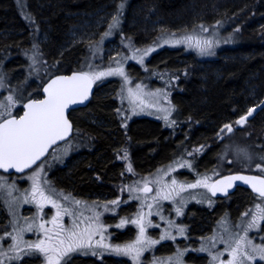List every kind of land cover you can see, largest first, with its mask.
I'll list each match as a JSON object with an SVG mask.
<instances>
[{
    "label": "rangeland",
    "instance_id": "1",
    "mask_svg": "<svg viewBox=\"0 0 264 264\" xmlns=\"http://www.w3.org/2000/svg\"><path fill=\"white\" fill-rule=\"evenodd\" d=\"M16 1L22 15L28 17L29 13L24 8L25 1ZM124 17L125 6L121 2L114 8L107 7L96 14L83 17L71 28L68 33L71 45L85 44L80 68L89 75L122 69L123 76L114 74L95 80L98 86L110 79L118 81L113 92L120 115L128 121L137 116L150 117L162 122L169 130L174 129L179 116L172 103V94L178 88L179 76H174L169 70H154L148 61L153 54L167 47H183L186 53H192L199 60L214 59L223 48L240 44L239 30L229 28L226 23H200L190 28L181 25L177 30L168 31L159 21H155L151 24L156 32L155 39L138 46L132 37L122 33ZM117 18L116 26L110 27ZM135 21V17H131L128 23L131 25ZM37 37H41V41L47 40L45 33H39ZM185 37H192L191 45L184 42ZM178 40L182 42L175 43ZM196 40L211 41V47L201 52L195 46ZM146 49L152 51L144 55ZM24 56L27 58V76L26 80L22 76L25 82L20 86L10 82L8 74L0 68V113H3L0 120L12 115L27 99L37 95L36 91L39 92L48 79L49 72L55 70L46 63L35 46L26 50ZM130 63H135L140 69L130 70ZM250 110L251 115L247 113L243 116L247 117L245 123L237 124L238 119L229 124L232 132H221L224 126L220 128L217 137L219 141L215 140L216 144L222 145L220 154L212 167L203 172L191 171L192 158L202 154V147L189 146L187 151L171 162L144 173L134 170L130 153L125 150L119 156L124 164L125 179L116 186V197L93 195L81 198L70 189L60 188L55 184V177L45 171L48 170L45 162L20 176L0 172V208L5 215L0 226V264H22L29 259L33 264H47L46 254L31 245L43 240L46 244L61 247L58 239L67 240L69 232L83 233L85 230L91 233V247L68 253L61 258L60 264H68L75 256L80 255L98 258L112 255L129 264H228L233 258L232 249L241 237L245 238L241 250L253 254L254 248L264 247V219H257L256 227L249 228L248 225L258 215L257 206L264 209V198L250 197L249 202L234 216L229 210L226 211L209 230L201 229L198 233L191 234L188 223H185V214L190 205L212 209L218 202L210 195L208 188H189L187 185L195 184L205 177L211 185L217 177L233 172L264 175V162L261 160L264 158V136L260 145L257 143L258 146L255 144L257 137L254 132L244 130L257 108ZM80 135L82 136L81 133ZM72 145H78L80 151L87 147L84 138H80L79 142L74 141L70 144ZM257 146L260 147L259 150ZM67 147L58 149L50 157L47 164L51 166V170L56 168L52 164H59L58 159H65ZM183 173H190L193 177L187 179ZM37 179L44 195L60 205L61 215L57 225L51 223L57 208L42 201L38 193H33ZM173 180L176 184L172 183ZM145 184L153 187L151 193L143 191ZM180 185H184L183 191L180 190ZM165 194L170 198L164 199ZM223 199L227 203L231 200L230 197ZM112 201H118V204H112ZM177 209L180 210L179 213ZM122 220L126 223L120 226ZM134 220H140V223H132ZM41 224L45 229L52 230L47 234L53 237L50 242L40 228ZM141 224L144 227V237L136 244L138 254L114 251L116 246L123 248L134 244L140 238ZM127 231L128 238L121 240V234ZM57 232H60L59 238L56 237ZM149 241L157 243L150 244ZM166 243L171 244L172 251L161 248ZM193 254L201 255L203 259L200 260ZM247 264H264V260L256 254L255 259Z\"/></svg>",
    "mask_w": 264,
    "mask_h": 264
},
{
    "label": "trees",
    "instance_id": "2",
    "mask_svg": "<svg viewBox=\"0 0 264 264\" xmlns=\"http://www.w3.org/2000/svg\"><path fill=\"white\" fill-rule=\"evenodd\" d=\"M24 1L28 17L22 15L16 0H0V68L8 74L9 81L18 86L27 76L24 53L34 46L46 63L55 68L48 77L81 70L85 44L71 45L68 33L83 17L107 7L114 8L121 2L125 6L122 33L132 37L138 46L155 39L156 32L151 27L155 21L168 31L177 30L181 25L190 28L200 23H226L229 28L238 29L241 37L239 45L223 48L214 59L199 60L192 53H186L183 47L163 48L152 55L148 63L154 70H169L179 76L178 88L172 94L179 117L177 128L172 131L152 118H136L125 126V117L117 110L113 92L118 81L110 79L102 86L97 84L90 102L75 109L73 115L87 147L53 173L58 187L70 189L81 198L93 195L116 197V186L125 179L124 164L119 159L124 148L132 155L134 170L144 173L171 162L190 145L201 147L212 143L196 160L198 171H206L217 160L219 145L215 140L218 129L234 123L254 107L257 110L244 130L254 132L256 145L263 141L264 0ZM131 17L136 21L129 25ZM39 33H45L47 40L41 41V37H37ZM128 68L140 69L135 63H130ZM39 93L40 89L36 91ZM258 146L257 150L260 149ZM183 174L187 179L193 177L190 173ZM250 197L256 196L244 187H237L229 203L219 198L212 209L192 204L185 214V223L190 226L191 234L201 229L209 230L226 211L234 216ZM4 216L0 208V226ZM128 233H122L120 239H127ZM161 248L173 250L170 243ZM193 256L203 259L201 255ZM22 264H33V261L29 259ZM68 264L129 262L112 255L102 258L80 255Z\"/></svg>",
    "mask_w": 264,
    "mask_h": 264
},
{
    "label": "snow or ice",
    "instance_id": "3",
    "mask_svg": "<svg viewBox=\"0 0 264 264\" xmlns=\"http://www.w3.org/2000/svg\"><path fill=\"white\" fill-rule=\"evenodd\" d=\"M118 23V18L114 19L113 24L110 27H115ZM203 28V26H201ZM206 31V29H204ZM107 35V34H106ZM182 41H175V43H181ZM184 42L192 44V37H185ZM211 41L200 40L195 41V46L200 48L201 52H204L207 48L211 47ZM152 49L144 50V55H147ZM143 59V56L140 57ZM119 74L124 75L122 69L108 70L107 72H99L93 75L88 73H75L72 76L58 77L53 80L48 87L45 89L47 92V98L42 101H32L27 105L28 111L25 112L24 116L19 119L11 118L4 119L0 122V168L8 169L15 168L23 171L25 168L31 167L35 164L37 160L44 155L48 147L56 143L57 140H63L68 133L71 131V124L65 117V109L70 104H75L78 101L87 99L88 92L91 88V84L94 80H98L103 76H109ZM9 99H11L9 97ZM252 114V110L248 112V115ZM3 113H0L2 116ZM247 117H241L240 120L236 121L237 124L245 123ZM227 130V132H232L231 125H225L221 132ZM264 162V158H261ZM183 166V165H182ZM260 167V165H257ZM129 171H131V166H129ZM234 181H245L251 185L253 190L261 198H264V178L252 177V176H228L221 180H218L215 184H208L207 177L198 180L195 184H189V188L205 187L215 194L216 191H226L228 187H232ZM176 184V181H172ZM223 187H220V186ZM145 192L151 191L145 184ZM180 190H184V185H180ZM33 193L39 194V198L42 201L53 204L57 208L56 216L52 218L51 223L53 225L58 224V218L61 215L60 205L55 201L51 200L49 197L44 195L43 190L39 186L38 179L34 183ZM35 199V195L33 196ZM164 199H169L170 196L165 194ZM67 199V197H65ZM76 203H80L76 201ZM112 204H118V201H112ZM150 207V206H149ZM258 215L253 217L252 222L249 223L248 227H256L257 219H264V209L259 208ZM64 211H67L65 209ZM179 209L177 212L179 213ZM247 215V214H246ZM126 223V221H121V225ZM132 223L139 224L140 220H134ZM40 228L45 232L46 236L51 229H45L44 225L41 224ZM63 231V229H61ZM183 232V229H181ZM60 232L56 233V237L59 238ZM144 237V227L140 226V238L130 245H126L123 248L116 246L114 251L123 252L125 254L130 252H137L136 244L140 242ZM50 242L53 237L47 236ZM245 242V238L241 237L237 241L236 247L232 249V259L228 261V264H247L249 261H253L256 254L259 255L261 260H264V247L259 249L254 248L253 254L248 251L241 250ZM59 245L61 247H54L51 243L46 244L45 241H40L37 244L31 245L37 251L45 253L47 256V264H60L62 257L66 256L68 253L76 251L81 248L91 247V233L85 230L83 233H77L75 231L69 232L68 239H58ZM99 243V242H97ZM150 244L157 243V241H149ZM250 243V242H249ZM104 247H108L104 245ZM95 254V253H94Z\"/></svg>",
    "mask_w": 264,
    "mask_h": 264
},
{
    "label": "water",
    "instance_id": "4",
    "mask_svg": "<svg viewBox=\"0 0 264 264\" xmlns=\"http://www.w3.org/2000/svg\"><path fill=\"white\" fill-rule=\"evenodd\" d=\"M83 71H80V70H74L70 73H58V74H55L53 76H51L47 81H45V83L42 85V89H41V94H42V97L40 99H29L27 100L24 104H23V114L20 116H24L25 112L28 111V108H27V105L29 103H31L32 101H42V100H45L47 98V92H45V89L48 87V85L55 79H57L58 77H67V76H72L73 74L75 73H81ZM85 73V72H84ZM95 89H96V85H95V81L92 82L91 84V88L88 92V96H87V99H84L82 101H78L77 103L75 104H70L66 109H65V117L66 119L69 121V123L71 124V131L68 133V135L63 139V140H57L56 143L52 144L50 147H48V149L46 150V152L44 153L43 156H41V158L39 160L36 161L35 164L31 165V167L29 168H25L23 171H20L18 169H15V168H8V169H3V168H0V171L3 172V173H6V174H17V175H20L22 173H25L26 171L32 169L34 166H36L39 162H41L48 154V152L50 151V149L60 143H62L63 141L67 140L71 134H72V123L71 121L69 120L68 118V113L74 109V108H78V107H84L86 106L90 100L92 99L93 95H94V92H95ZM262 106V105H261ZM20 117H15V116H12V117H8L6 119H11V118H15V119H19ZM3 122V120L1 121ZM236 175H243V176H252V177H260V178H264V175H260V174H255V173H247V172H233V173H228V174H225V175H222L220 177H217L211 184H215L218 180H221L223 179L224 177H228V176H236ZM147 187L149 189H151V191H148V192H144L145 193H151L152 190H153V187L151 185H147ZM220 187H223L222 185ZM237 187H244L246 188L248 191H250V193H252L254 196H258L257 193L253 190V188L251 187V185L245 181H234L233 184H232V187H228L226 189V191H216L215 194L212 193V191L209 190L210 192V195L212 197H214L215 199H219V198H225L229 195H231ZM144 189V188H143ZM259 197V196H258Z\"/></svg>",
    "mask_w": 264,
    "mask_h": 264
},
{
    "label": "flooded vegetation",
    "instance_id": "5",
    "mask_svg": "<svg viewBox=\"0 0 264 264\" xmlns=\"http://www.w3.org/2000/svg\"><path fill=\"white\" fill-rule=\"evenodd\" d=\"M72 71H74V70H71L70 72H72ZM70 72H67V73H70ZM66 73V72H65ZM52 76V75H51ZM50 76V77H51ZM50 77H48V79L50 78ZM47 79V80H48ZM46 80V81H47ZM45 83V82H44ZM43 83V84H44ZM95 85H96V87H97V84H96V81H95ZM41 89H42V86H41ZM41 89H40V93L39 94H37V95H35L34 97H31V98H29V99H40L41 97H42V94H41ZM29 99H27V100H29ZM26 100V101H27ZM25 101V102H26ZM24 102V103H25ZM23 103V104H24ZM23 104H22V106L21 107H19V108H17L15 111H14V113L12 114V115H10V116H7V117H5V118H2L1 120H0V122L2 121V120H4V119H6V118H8V117H12V116H15V117H20L22 114H23V111H24V109H23ZM262 106H263V104H262ZM75 109H77V108H74V109H72L69 113H68V118H69V120L71 121V123H72V134H71V136L67 139V140H65V141H63L62 143H60V144H58V145H56V146H54V147H52L51 149H50V151L48 152V154H47V156L41 161V162H45L44 164H45V168L47 169L48 168V170H45V171H47V172H49V174L51 175H53V173L58 169V168H62V167H65L66 165H67V163L69 162V160L72 158V156H74V155H76V154H78L79 152H80V148H79V146L77 145V147L76 146H74V145H72V146H70V144H72L74 141H78L79 142V140H80V138H83L84 137V135H80V132H79V129H78V127H77V125L74 123V121H73V115H74V110ZM174 109H175V107H174ZM136 118H150V117H142V116H137V117H132V119H130L129 121H128V119L125 117V120H124V123H125V126H128L129 125V123L132 121V120H134V119H136ZM151 119V118H150ZM175 123L177 124V122L175 121ZM230 124V123H229ZM229 124H225V125H229ZM232 124V123H231ZM225 125H223V126H225ZM222 126V127H223ZM222 127H220V128H222ZM177 127H175L174 129H176ZM220 128L218 129V132H219V130H220ZM173 129H171V131H172ZM218 134L219 133H217V136L216 137H218ZM217 141H219L218 139H216ZM211 145H212V143H208V144H204L203 146H201L202 148H203V151H202V154L201 155H199V156H197V158H192V172L193 171H196V172H199L198 171V169L195 167V165H196V160L197 159H199L210 147H211ZM219 145V147H218V151H219V153H217L218 155L220 154V151H221V144H218ZM65 146H68L67 148H68V153H66V156H65V159H62V160H60V159H58V163L59 164H52V165H55V169H53V170H51L52 168H51V166H49L48 164H47V162H48V160L50 159V157L58 150V149H64L65 148ZM191 146V145H190ZM128 151L127 150V148H124V150L121 152V154H123V152L124 151ZM129 153H130V151H128ZM120 154V155H121ZM130 156H131V159H132V155H131V153H130ZM218 157V156H217ZM216 157V158H217ZM215 158V159H216ZM41 162H39L38 164H40ZM195 163V164H194ZM194 164V165H193ZM153 169H151L150 171H152ZM1 172V171H0ZM3 173V172H2ZM194 173V172H193ZM4 174H6V173H4ZM24 173H22V174H20V175H23ZM7 175H9V176H13V175H15V176H20V175H17V174H7ZM229 197H231V195H229V196H227V197H225V198H229ZM217 201H218V199H216ZM189 208V207H188ZM188 210V209H187ZM187 212V211H186ZM190 227V226H189ZM190 230V229H189Z\"/></svg>",
    "mask_w": 264,
    "mask_h": 264
},
{
    "label": "bare ground",
    "instance_id": "6",
    "mask_svg": "<svg viewBox=\"0 0 264 264\" xmlns=\"http://www.w3.org/2000/svg\"><path fill=\"white\" fill-rule=\"evenodd\" d=\"M26 2V1H25ZM100 15V14H99Z\"/></svg>",
    "mask_w": 264,
    "mask_h": 264
}]
</instances>
